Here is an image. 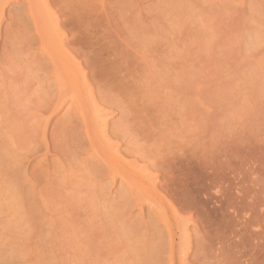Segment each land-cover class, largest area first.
<instances>
[{"label": "rangeland", "instance_id": "rangeland-1", "mask_svg": "<svg viewBox=\"0 0 264 264\" xmlns=\"http://www.w3.org/2000/svg\"><path fill=\"white\" fill-rule=\"evenodd\" d=\"M24 2L0 0V262L149 264L163 204L161 264H264V0H48L86 74L70 89ZM78 95L113 111L109 136L159 205L108 172Z\"/></svg>", "mask_w": 264, "mask_h": 264}, {"label": "bare ground", "instance_id": "bare-ground-1", "mask_svg": "<svg viewBox=\"0 0 264 264\" xmlns=\"http://www.w3.org/2000/svg\"><path fill=\"white\" fill-rule=\"evenodd\" d=\"M3 1H5V0H3ZM25 2H24V5L23 6H21V7H26V10H27V14H28V18H27V21H29L30 19L33 21V23L35 24V26L38 28V27H41L42 29V31H41V34H39L40 36H41V38H40V41H42L41 42V44L43 43V45L45 46V48H46V46H47V48H50L51 49V51H49L48 52V55H49V59L52 57L53 58V61H52V58L50 59V61L51 62H53V64H55V66L57 65V62H55L56 60L57 61H61V60H63L64 62H65V64H66V69H68V77H67V79L68 78H70V84L68 83L69 81V79L67 80L66 79V77H65V79H66V81H68L67 83H68V87L69 86H72V82H73V84L74 85H78L79 83H85L86 82V74H85V71H83L80 67H79V65H80V63L78 64V61H76V59H74L73 57H71V58H69V56H68V54H67V51H66V49L67 48H65V41H64V35L62 34V29H60V27H59V19H57L56 18V16H55V13L53 12V11H51V8L49 7V5H48V0H24ZM4 3V2H3ZM5 4V3H4ZM26 4V5H25ZM1 5H2V3H1ZM4 6V5H3ZM2 6V7H3ZM24 7V8H25ZM24 8H22L23 9V13H25V9ZM1 9H4V7L3 8H1ZM25 10V11H24ZM2 11V10H1ZM22 16H25L24 14L22 15ZM58 16V15H57ZM23 18H25V17H23ZM23 20H25V19H23ZM26 21V20H25ZM31 21V22H32ZM21 23H23V24H25L24 23V21L22 22V19H21ZM42 39V40H41ZM45 48H43V49H45ZM49 49V50H50ZM46 50V49H45ZM48 50V49H47ZM69 51V50H68ZM70 52V51H69ZM68 52V53H69ZM71 53V52H70ZM51 56V57H50ZM68 56V57H67ZM67 58V61H65L64 60V58ZM65 58V59H66ZM73 58V59H72ZM54 59H56V60H54ZM63 61L61 62V63H63ZM60 63V62H59ZM58 63V64H59ZM60 63V64H61ZM65 64H64V66H65ZM59 66L60 65H58V68H56V69H58L59 71H60V69H59ZM61 69H65L64 67H62ZM56 71V72H59V71ZM65 71H67V70H65ZM61 72V71H60ZM60 72L59 73H57V74H59V77L61 78V80L63 79L62 77H64L63 75L62 76H60ZM63 72V71H62ZM63 73H66V72H63ZM66 76H67V74H66ZM58 77V76H57ZM65 79H64V81H65ZM57 80H59V82H60V79H58L57 78ZM63 82V81H62ZM64 83V82H63ZM82 84V85H83ZM86 85H88L87 83H85ZM85 84L83 85V87L85 86ZM59 86L60 85H62V83H59L58 84ZM81 85V84H80ZM65 86H66V83H65ZM65 86H62V90L61 89H59V88H61V87H58V92H60V91H63V87H65ZM56 87H57V85H56ZM72 87H74V86H72ZM76 87V86H75ZM81 87V86H80ZM66 89V88H65ZM69 89H70V87H69ZM72 89V88H71ZM83 89H85V88H83ZM88 89H90V88H88ZM88 89H86V90H88ZM73 90H75V88L73 89ZM78 92V91H77ZM76 92V93H77ZM59 94H62V92H60ZM77 95V94H76ZM87 96L91 99L92 98V96L94 97V93L92 94V92H91V89H90V91L88 92V94H87ZM86 95H83V96H76V97H72V99H71V104H70V108L69 109H72V107H74L75 109H77L76 107H78L79 108V110H80V116L83 118V120L85 119V124L87 123L88 125H91L92 126V128H93V131H90V129L89 128H85L86 130H89L90 132H93L94 133V136L93 135H91L92 136V138L90 137V141L92 142L91 144L94 146V148H95V150H94V152L95 153H100V155L103 153V158L104 159H101L102 158V156H100L99 154H97V155H99L101 158H99V159H101L100 161L101 162H103V160L105 161V162H103L104 164H105V167H108V165H110V168L113 166V167H115L120 173L119 174H121V177L123 178V180L121 181V183L124 181L125 183H124V186H125V184H127V186H129L128 187V189L130 188V186L132 187V188H130L131 190V192H132V194H133V191H132V189H133V187H135L136 189H141V190H143L145 193H147V194H149V193H151V195H152V197H154V200H155V202L156 203H153V200L150 202L149 201V199H148V202H149V205L151 206V207H149V208H153V207H155V205L157 204V202H158V200L159 199H157V201H156V199H155V197L157 196L156 195V190H155V188H154V178H151L152 177V173L151 174H149V172L147 171V170H149L145 165H143V167H141V166H139L136 162H129L128 161V159L127 160H125L126 158H124V156H123V154H122V150H120V148H119V145H117V142L115 143V141L113 142L112 140H111V138H110V136H109V130L111 129L110 127H109V122H110V118H111V116H113L114 114H112L111 112H113V111H111V112H109V110L108 111H106V110H104V109H102V108H99L96 104V106H94V105H89V101H88V97H87ZM87 97V98H86ZM64 99V98H63ZM94 98H92L91 99V101L94 103V100H93ZM68 100V99H67ZM69 100H70V98H69ZM65 101V100H64ZM61 104H62V102H61ZM60 104V105H61ZM73 105V106H72ZM65 106V105H64ZM57 108H60V107H57ZM78 110V109H77ZM69 112H70V110H69ZM82 120V119H81ZM88 120V122H86ZM110 124H112V122L110 123ZM114 125V124H113ZM87 126V125H86ZM89 131H86V132H89ZM89 132V133H90ZM89 133L87 134V135H89ZM92 133V134H93ZM112 133H114L113 131H112ZM89 139V138H88ZM1 149H0V153H1ZM125 152V151H124ZM127 152V151H126ZM17 153V152H16ZM1 154H5V152L3 153H1ZM0 154V155H1ZM7 154L8 155H10V153L9 152H7ZM7 154H6V157H7ZM127 155V154H126ZM4 156V155H3ZM2 156V159L4 158V161H5V156L3 157ZM98 156V157H99ZM1 157V156H0ZM21 158V160H22V156H20ZM92 157V156H91ZM9 158V157H8ZM92 158H94V157H92ZM1 158H0V163H1V160H2ZM19 158L17 159V160H20ZM24 159V158H23ZM131 159V158H130ZM135 159V158H134ZM8 160V159H7ZM3 161V162H4ZM93 161V160H92ZM99 162V161H98ZM101 162H99V164L97 163V164H93L92 163V165H100V163ZM138 162V161H137ZM90 163V162H89ZM103 163H101V164H103ZM103 164V165H104ZM107 165V166H106ZM102 166V165H101ZM22 167V166H21ZM21 167H20V169H21ZM94 167V166H93ZM93 167H92V169H93ZM18 168H19V166H18ZM23 169V168H22ZM113 169V168H112ZM115 169V170H116ZM13 170V169H12ZM115 170L114 171H111V172H113V173H118V171L116 170V172H115ZM7 171V170H6ZM16 171V170H15ZM95 171H97V169L95 170ZM104 171V170H103ZM98 172V171H97ZM108 172H109V167H108ZM4 173H6V175H7V172H4ZM16 173V172H15ZM18 173V172H17ZM21 173H22V171H21ZM25 173V172H24ZM101 173V172H100ZM104 173H106L105 171H104ZM20 174V173H19ZM116 174H114L115 175V177H117L116 176ZM0 175H2V173L0 174ZM5 175V174H4ZM23 175V174H22ZM112 175V174H111ZM151 175V176H150ZM6 177H8V176H6ZM30 177V176H29ZM112 177V176H111ZM112 178H114V177H112ZM1 179V178H0ZM25 179H27L26 178V176H25ZM30 179V178H29ZM115 179V178H114ZM5 180H6V178H5ZM31 180V179H30ZM2 181V180H1ZM23 181V180H22ZM24 181H26V180H24ZM114 182H115V180H113ZM117 181V180H116ZM27 182V181H26ZM5 183V182H4ZM8 183H10V182H8ZM22 183V182H21ZM29 183H32V181L31 182H29ZM34 183V182H33ZM8 185V184H7ZM12 185V184H11ZM14 185V184H13ZM22 185H24V184H22ZM26 186H29V184L28 185H26ZM31 186V188H32V185H30ZM11 187H13V186H11ZM11 187H9L8 186V188L9 189H11ZM23 187V186H22ZM34 187V186H33ZM107 187V186H106ZM106 187H105V189H106ZM8 188H6V189H8ZM24 188V187H23ZM30 188V187H29ZM108 188V187H107ZM127 188V187H126ZM125 188V189H126ZM134 188V189H135ZM13 189H15V188H13ZM12 189V191H13V194L11 195L9 192H12V191H9V190H6L8 193H9V195L10 196H14L15 194H14V190ZM17 189V188H16ZM25 189V188H24ZM32 189H35V188H32ZM37 189H38V187H37ZM133 189V190H134ZM135 189V191H134V194H135V192L136 191H138V190H136ZM18 190V189H17ZM25 190H27V187H26V189ZM24 190V191H25ZM29 190V189H28ZM30 191V190H29ZM36 191V190H35ZM34 191V192H35ZM40 191V190H39ZM122 191V190H121ZM125 191H127V189L126 190H124V192ZM20 192V189H19V191H18V193ZM37 192V191H36ZM36 192H35V196H33V198L35 199V197H36ZM139 192H141L140 190H139ZM24 193H27V192H24ZM32 193V192H31ZM31 193H29V195H31ZM126 193H129V191L128 192H126ZM137 193V192H136ZM143 193V192H142ZM145 193H144V195H145ZM158 193V192H157ZM38 194V193H37ZM139 195H140V193H139ZM138 195V197H139V199H140V196ZM143 195V194H142ZM150 195V196H151ZM17 196V195H16ZM21 196V195H20ZM106 196V195H105ZM40 196H38L37 198H39ZM137 197V198H138ZM19 198V197H18ZM20 198H23L22 196L20 197ZM19 198V200H21ZM29 198H32V197H29ZM28 198V199H29ZM157 198V197H156ZM159 198V197H158ZM139 199H137V200H139ZM152 199V198H151ZM162 199V198H161ZM12 200H16L17 201V199H14V197L12 198ZM30 200V199H29ZM40 200V199H39ZM15 201V202H16ZM31 201V200H30ZM35 201V200H34ZM140 201V200H139ZM11 202H13V201H11ZM20 202V201H19ZM138 202V201H137ZM161 202H162V200H161ZM166 202V201H165ZM31 203V202H30ZM34 203V202H33ZM163 203V202H162ZM11 204V203H10ZM125 204H126V202H125ZM161 204V203H160ZM167 204V203H166ZM12 205H14L13 203H12ZM17 205V204H16ZM31 205V204H30ZM140 205V204H139ZM142 205V204H141ZM158 205H159V202H158ZM164 205H165V203H164ZM34 206H36V205H34ZM38 206V205H37ZM157 206V205H156ZM161 206H163V204L162 205H160V206H157V207H155L152 211V213L154 214V218H152L151 216H150V213H149V215H148V217L150 216L151 218H152V222H153V224L155 225V229H156V232L155 231H153V230H151V229H149L150 231V233L148 232L147 233V229L150 227H148V226H146V232H144L145 233V236L146 237H149L151 234H152V232H155V237H153V234H152V237H153V239L151 240L150 238H149V241L151 240V242L152 243H154V239H156L155 240V243H154V245L155 246H152L151 244L152 243H148V240H144V239H142V240H144V242H145V244L143 245V251H144V249H145V251H147L146 249H148L149 247V249H150V251H148V252H151V254H149L148 255V257H149V264H161V261H163L164 262V257L162 258L160 255H159V252L160 251H162L161 249H162V247H161V245H163L162 243H164V241L163 240H165V238H166V236L167 235H165V232L166 231H163V227L166 229V221H163V223H160V221H159V219L160 218H156V216L155 215H157V216H159L160 215V217L161 218H163V216H165L164 215V213H165V211H167V210H165L166 209V207H162L161 209H162V211L164 212H162V211H159L158 209L156 210V208H158V207H161ZM36 208V207H35ZM139 208H140V206H139ZM142 208V207H141ZM170 208V207H169ZM160 209V208H159ZM173 209V208H172ZM169 212H170V210H168ZM175 212V211H174ZM125 214V213H124ZM166 214V213H165ZM138 216V215H137ZM140 216H142V215H139V217ZM149 217V222L148 223H150V225L152 226V224H151V218ZM166 217V216H165ZM137 218V217H136ZM137 219H140V218H137ZM141 219H142V217H141ZM140 219V220H141ZM187 221V220H186ZM144 223V222H143ZM132 225V224H131ZM131 225H130V227H131ZM134 225V224H133ZM163 225V226H162ZM134 226H136V225H134ZM162 226V227H161ZM183 226H185V227H183ZM182 226V228H181V230H185L186 232L185 233H189V231H188V228H187V226L186 225H183ZM137 227H139V228H137ZM137 227H135L136 229H140V225H138ZM144 227H145V225H144ZM134 227H132V229H133ZM169 228H171V227H169ZM136 229H134L135 230V235H137V233L139 232V231H137ZM153 229V228H152ZM140 230H145V229H140ZM167 231H168V237H167V239L170 241V243L172 244V247H173V235H172V232L170 231L171 229H166ZM137 231V232H136ZM131 232V231H130ZM129 232V233H130ZM144 233H138V236L139 235H141V236H143L142 234H144ZM147 233V234H146ZM149 234V235H148ZM148 235V236H147ZM186 235V234H185ZM184 235V236H185ZM188 236H189V234H187ZM132 236V235H131ZM131 238V237H130ZM188 238V237H187ZM133 239L135 240L136 238H135V236H133ZM129 240H131L132 242H128V244L129 243H131V248H133V251L134 250H136V251H134V253H136L137 254V252L138 251H140V250H142V246H138V245H140V241L138 242V241H134V240H132V239H129ZM157 240H159V242H157ZM187 240V239H186ZM185 240V241H186ZM138 242V243H137ZM187 242V241H186ZM133 243V244H132ZM134 243H137V246H136V244H135V246H136V248L137 249H135V247L134 246H132V245H134ZM161 244V245H160ZM165 244V243H164ZM185 244V243H184ZM141 245H142V243H141ZM164 246V245H163ZM175 246V245H174ZM138 247H139V250H138ZM141 248V249H140ZM184 248V247H183ZM148 249V250H149ZM185 250H186V247L184 248ZM188 249V248H187ZM138 250V251H137ZM185 250H183L182 249V251L184 252ZM131 252H133L132 250H130ZM144 251V252H145ZM1 252V251H0ZM139 253H143V252H138V254ZM147 253V252H146ZM146 253H143V254H146ZM161 253V252H160ZM173 253V252H172ZM182 253V252H181ZM187 253V252H186ZM186 253L184 252V254L183 255H181L180 256V261L182 260V262H184L185 261V255H186ZM148 254V253H147ZM175 254V253H174ZM173 254V255H174ZM173 255H171L172 257H169V259H171L172 260V264H175V258L173 257ZM0 256H1V253H0ZM3 256V255H2ZM146 256V255H145ZM187 256V255H186ZM1 260H4L3 258L1 259V257H0V261ZM142 260H145V259H142ZM140 261V260H139ZM3 263V261L2 262H0V264H2ZM178 263V262H177Z\"/></svg>", "mask_w": 264, "mask_h": 264}]
</instances>
